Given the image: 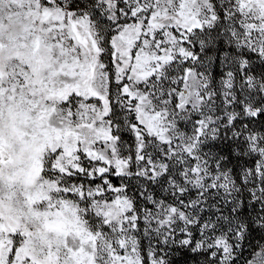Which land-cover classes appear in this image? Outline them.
I'll return each instance as SVG.
<instances>
[{
	"label": "snow or ice",
	"instance_id": "6c2138e0",
	"mask_svg": "<svg viewBox=\"0 0 264 264\" xmlns=\"http://www.w3.org/2000/svg\"><path fill=\"white\" fill-rule=\"evenodd\" d=\"M174 252L264 264V0H0V264Z\"/></svg>",
	"mask_w": 264,
	"mask_h": 264
},
{
	"label": "rangeland",
	"instance_id": "374dc122",
	"mask_svg": "<svg viewBox=\"0 0 264 264\" xmlns=\"http://www.w3.org/2000/svg\"><path fill=\"white\" fill-rule=\"evenodd\" d=\"M113 183H119V181L114 179ZM245 255L247 256L248 253L246 252ZM169 259L171 264H196L191 254L185 252H174Z\"/></svg>",
	"mask_w": 264,
	"mask_h": 264
}]
</instances>
